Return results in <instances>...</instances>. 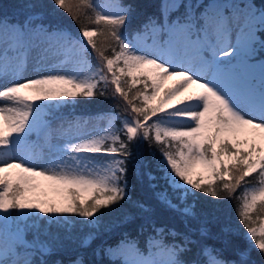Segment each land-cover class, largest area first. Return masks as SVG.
<instances>
[{
	"label": "snow or ice",
	"instance_id": "6c2138e0",
	"mask_svg": "<svg viewBox=\"0 0 264 264\" xmlns=\"http://www.w3.org/2000/svg\"><path fill=\"white\" fill-rule=\"evenodd\" d=\"M52 3L78 35L34 4L23 20L0 15V264H49L55 233L96 230L104 210L130 200V170L152 188L163 181L157 200L187 228L202 222L194 235L150 218L146 251L122 237L102 250L109 264H264V218L252 216L258 204L264 213V0H162L133 33L132 9L115 0ZM29 64L37 75H24ZM109 89L121 110L99 115L101 132L61 114ZM253 174L257 187L242 183ZM196 193L239 201L249 244L234 258L199 242L208 219L187 203Z\"/></svg>",
	"mask_w": 264,
	"mask_h": 264
},
{
	"label": "trees",
	"instance_id": "16d2710c",
	"mask_svg": "<svg viewBox=\"0 0 264 264\" xmlns=\"http://www.w3.org/2000/svg\"><path fill=\"white\" fill-rule=\"evenodd\" d=\"M97 2L112 4L114 0H97ZM115 2L132 9L126 31L133 33L148 23L149 18L159 14L162 0H115ZM256 2L259 4L260 0H256ZM33 4L37 6L36 10L42 13L45 20L58 23L74 36L79 34V25L72 20L69 14L62 10L58 11L52 0H0V15L6 14L9 18L23 20L24 16L31 10L28 6ZM120 105L121 102L118 99L112 98L111 89H109L107 97L81 100L78 107L62 109L61 114L66 119L97 117L103 113L120 111ZM121 115L123 116L124 113L121 112ZM114 123L116 128L120 127L119 122ZM154 148L155 145L150 148L145 144L142 151L145 158L152 161L153 172L159 175L155 169L159 153L154 151ZM258 179V174H253L252 177L246 178V181L242 183H248L250 187H257ZM128 184L130 200L122 202L113 211L104 210L100 226L96 230L85 229L82 225H78L69 232L59 231L55 233L58 240V250L54 255L47 257L49 264H56L57 261L62 262V264H71L74 257L82 258L85 264H109L110 258L105 256L102 250L110 245H115L122 237L136 240L141 250L146 251L145 241L153 235L151 228L148 227L150 218L158 226L182 232L191 230L194 235H199L196 230L202 222L201 220H193L190 228H187L173 211L157 200L156 193L161 188L166 187L163 181H158L159 187L152 188L146 179H139L137 174L130 170ZM169 194L172 195L171 190H169ZM187 203L194 205V212L208 219L207 236L202 238L200 243H207L210 248L222 251L226 259L234 258L236 249L249 244L246 231L241 226L237 216L238 200H217L202 193H196L195 196L188 198ZM139 204H143L150 212L145 213L138 207ZM259 209L260 205L258 204L257 211L252 213L253 219L256 221L254 226H258L260 219L264 218V213H260ZM206 210H210V212ZM86 237L90 238V243L87 247H81V243ZM254 259L256 264H260L258 256L254 255Z\"/></svg>",
	"mask_w": 264,
	"mask_h": 264
},
{
	"label": "rangeland",
	"instance_id": "374dc122",
	"mask_svg": "<svg viewBox=\"0 0 264 264\" xmlns=\"http://www.w3.org/2000/svg\"><path fill=\"white\" fill-rule=\"evenodd\" d=\"M172 2H174V0H168V3H172ZM88 59L91 62V58L89 57ZM37 74H38L37 66L34 64H29L24 71V75H26L28 77H32V76H35ZM172 83H173L172 81H169L168 86H171ZM81 127H82L83 132L99 133L104 128L107 127V122L104 120H101L99 118H91V119L87 120V123H85L84 121H81Z\"/></svg>",
	"mask_w": 264,
	"mask_h": 264
}]
</instances>
